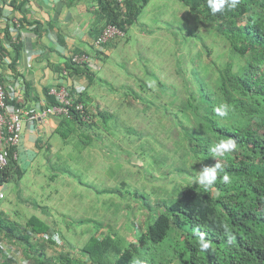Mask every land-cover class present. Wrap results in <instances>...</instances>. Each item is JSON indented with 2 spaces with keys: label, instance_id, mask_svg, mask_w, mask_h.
<instances>
[{
  "label": "trees",
  "instance_id": "16d2710c",
  "mask_svg": "<svg viewBox=\"0 0 264 264\" xmlns=\"http://www.w3.org/2000/svg\"><path fill=\"white\" fill-rule=\"evenodd\" d=\"M164 1L180 4L172 10L175 15L185 11L180 12L182 19L179 14L175 19L166 14L154 19L162 18L159 23L170 29L171 62L140 64L133 57L135 70L127 71L123 83L111 85L97 71L110 53L98 52L99 59L86 50L67 56L55 74L82 77L84 87L70 92L68 114L57 115L54 133L59 148L52 150L45 141L37 144V153L27 160L29 164L36 160L39 165L49 160L55 164L64 148L71 149L66 153L69 162L74 151L90 158L96 153L99 158L98 145L93 147L95 152L89 150L93 142L112 150L115 139L124 140L133 159L123 160V151L118 157L132 165L128 166L131 170L145 166V187L132 191L121 186L97 188L81 179L79 183L93 195L107 192L106 197L86 200L97 206L96 217L73 219L62 212L50 222L31 212L22 214L16 206L19 202L4 194L0 198V264H264V0H239L236 8L225 7L215 15L208 0ZM25 2L0 0V17L4 6H9L11 16L14 10L23 13ZM89 2L94 24L104 28L111 24L123 32L114 47L121 39H130L129 29L144 24L141 16L152 0ZM146 19L150 17L142 20ZM156 29L137 26L133 34L137 39L139 32L147 36L152 32L158 34L152 37L156 39L161 27ZM0 32V55L10 59L17 76L13 62L20 45L12 41L8 19L0 21ZM103 82L115 94L116 111L105 98L112 99V95L105 94L102 100L90 90L97 85L95 91L101 93ZM45 98L47 105L56 104L50 92H45ZM15 101L7 93V103L23 107ZM222 104L230 109L225 117L214 111ZM229 138L236 140V150L214 158L213 145ZM18 144L7 147L0 185L17 184L26 173L25 162L18 158ZM108 152L101 155L106 161ZM216 161L222 169L215 184L206 189L195 183L201 167ZM64 165L62 161L58 166ZM68 170L66 165L47 176L45 185L57 181L71 185L63 176L58 178ZM225 173L231 178L228 184L220 179ZM71 190L75 193L70 199L84 195V190ZM15 199H24L19 189ZM29 202L33 209L36 205L46 209L39 202ZM198 232L211 242L207 251L199 248ZM73 234L76 245L70 243ZM6 245L17 256H6ZM18 253L20 259H14Z\"/></svg>",
  "mask_w": 264,
  "mask_h": 264
},
{
  "label": "rangeland",
  "instance_id": "374dc122",
  "mask_svg": "<svg viewBox=\"0 0 264 264\" xmlns=\"http://www.w3.org/2000/svg\"><path fill=\"white\" fill-rule=\"evenodd\" d=\"M159 1H161L160 4H154L155 2ZM178 7H180V4H178L177 2L171 4L170 2H163V0H152L149 6L145 9V15L142 14L141 16V21L144 22V24H139L137 26L147 27V29L155 27V30H158L156 29V27L157 25H159L161 27V32L159 30L160 35L157 36L156 39H152V37L158 34L150 32L147 36L146 34L142 35V33L139 32V35L137 36L138 38L136 39L133 34V29L137 26L129 29L128 34L130 35V39L126 41L123 38L112 48L109 56L104 59L102 68H99L97 70L99 74L105 79L107 78L106 80L110 82L111 85H115L117 83H123V81H125V78H127L128 76L127 71H131L132 69H134L132 67L134 58V60H136V62L140 64L146 63L148 61H150L154 65L163 62L169 64L171 62L170 44L172 43V35H170V29H165L164 25L159 22H162L161 19L165 14L166 18L172 19L178 17L179 14L178 18L182 19V15L180 14V12L185 14L184 10L180 8V12L176 15L172 11L173 8L178 10ZM148 16L150 17V20H142L143 18ZM160 16H162V18L158 19L157 22H155L156 18H159ZM184 18L185 16L183 15V19ZM154 69L156 68L154 67ZM96 86L97 85L90 86V90L93 91V93L100 97L102 100H104L103 95H112V99H110L109 97L105 98H107V100L111 102L113 106L112 109L116 111V108L118 109V105L116 97H114L115 94L109 91V86L106 84V82H103V85H101L99 88V91L101 93H97L95 91ZM112 101H115L116 103ZM117 135L119 136V138L124 139V136H122L121 133H118ZM114 143L115 146L111 145L114 149L108 150L104 144H97L96 142H93L89 150L91 152H95L93 150V147L98 145L102 152V154L100 152L99 158L96 157V153L93 154L94 158H90L88 156H82L79 153L77 154L76 151H74V158L69 162L66 159V153L71 149L65 150L64 148L61 150L62 157H58V160L54 161L55 164H53V160H49L48 162L43 161L44 163H46L44 165H39V162L37 160V162L34 161L31 164H29V162L25 163L24 166L26 167V173L23 178L20 179L17 184L14 181H10L5 184L4 192L6 198L13 197V202H19L16 204V206L22 214L28 215V213L31 212L30 214H37L48 222L53 220L54 216H57V214H60L62 212H66L67 215L72 217L73 219L78 217L93 216L96 212L97 206H94L93 204L88 205L86 200L92 198L97 199L98 197H106L107 192L93 195L92 190L86 191L82 187V185L79 183L81 182V179L84 182L87 181L95 185L97 188L121 186L122 189L132 191L134 189H141L145 187V176L147 175L145 166H135L133 170L129 169L128 166L132 165L123 163V160L130 161L133 159V155H131L129 150L126 148H130V145H126L124 140L120 141L119 139H115ZM125 150H128V152L126 151V154H124ZM107 151H109V161L104 160V158L101 156H105V152L107 153ZM119 151L120 153L123 151L122 155H124L126 159L122 160L118 157V155H120ZM61 158L64 159L62 160ZM62 161L65 162L64 166L67 165V168L69 170L68 173H59L58 178L63 176V179H68L71 185L64 182L62 183L60 181L54 182V185L52 183H50V185H45L47 176H50L55 172H59L57 170H61V168L64 167L58 166ZM77 182L79 183L78 185L76 184ZM50 187L54 188L55 190H50ZM72 187H74L76 191L78 190V192L84 190V195L82 196L81 194H79L77 198L74 197L73 199H70L71 196L69 195H73V193H75L74 190H71ZM17 189H19L22 198H26V200L20 199L19 201L15 199V196H17ZM29 201L39 202V204L44 205L46 209H41L37 205L35 209H33V206L27 205V202ZM12 205L14 206L13 203ZM0 207H2L1 204ZM6 207L9 208L8 205H6ZM27 207L30 208L29 210H34V212L29 211ZM94 216L96 217V215ZM62 219L63 217H61L60 220ZM84 238L85 236L82 239ZM69 239L72 245H76L77 237L75 234H73V237ZM11 247L6 245V249L10 254L6 256L13 257L15 250ZM20 257V253H18V257L14 259H20Z\"/></svg>",
  "mask_w": 264,
  "mask_h": 264
},
{
  "label": "crops",
  "instance_id": "0c3cea01",
  "mask_svg": "<svg viewBox=\"0 0 264 264\" xmlns=\"http://www.w3.org/2000/svg\"><path fill=\"white\" fill-rule=\"evenodd\" d=\"M91 6L89 0H26L23 13L14 10V15L23 20L19 29L20 41H13L20 45L19 54L13 62L17 76L9 64H3L0 66V80L6 90L12 88L15 91V102L24 108H35L38 112L44 110L49 106L45 92H50L53 86L63 82L75 90L74 87L85 84L82 77L55 74V69L64 64L67 56L86 50L93 51L99 59L102 51H112L116 37L101 45L93 43L104 25L93 23ZM58 123L57 115L42 113L32 125L24 123L17 145L22 164L30 160L31 153H37V144L48 141L52 150L60 146L58 135L54 133Z\"/></svg>",
  "mask_w": 264,
  "mask_h": 264
},
{
  "label": "built area",
  "instance_id": "2783aa9c",
  "mask_svg": "<svg viewBox=\"0 0 264 264\" xmlns=\"http://www.w3.org/2000/svg\"><path fill=\"white\" fill-rule=\"evenodd\" d=\"M122 1V0H118ZM9 6H4L3 15L0 17V21H9V30L11 33L12 41L19 42L20 35L19 29L21 27V22L18 16L10 15ZM9 17V18H8ZM123 35V32L114 25H107L101 33L95 38V44L101 45L109 39ZM2 34L0 32V40ZM84 58V57H83ZM77 57H74L76 60ZM79 58L78 60H80ZM10 63L8 57L2 58L0 55V66L3 64L7 65ZM83 89L82 85L75 87L76 91H81ZM70 90L68 86L64 83L61 85H55L50 89V93L54 96L56 104L46 106L44 110L38 112L35 108H24L17 105H13L6 102V95L9 94V97L12 99L14 97V90L10 88L6 91L5 85L2 80H0V169H2L7 164L8 149L7 147L16 145L20 141L21 132L24 123L28 122L33 124L34 120L38 117V114H55V115H67L68 107L71 103ZM4 184L0 185V198L4 197ZM5 255H10L6 251ZM16 255V252H14Z\"/></svg>",
  "mask_w": 264,
  "mask_h": 264
},
{
  "label": "clouds",
  "instance_id": "9594fccd",
  "mask_svg": "<svg viewBox=\"0 0 264 264\" xmlns=\"http://www.w3.org/2000/svg\"><path fill=\"white\" fill-rule=\"evenodd\" d=\"M239 4V0H208V7L210 8L213 15L216 13L222 12L225 7L229 9H234ZM84 85V84H83ZM82 85V86H83ZM84 87V86H83ZM75 88V87H74ZM229 106L227 104H222L219 107L214 109L216 115L220 117L227 116L229 112ZM237 148V142L234 138H229L226 140H219L216 144L211 148V152L213 157L223 156L225 153H230L235 151ZM222 169V165L216 161V163L212 166H202L199 170V174L195 180V183H198L204 188H211L218 178V172ZM223 183L228 184L231 182V178L227 173H225L222 177H220ZM225 233L229 236V242H231V235L227 226H225ZM198 244L201 251H207L211 247V242L205 239V234L202 232H198ZM140 264V262H137Z\"/></svg>",
  "mask_w": 264,
  "mask_h": 264
}]
</instances>
